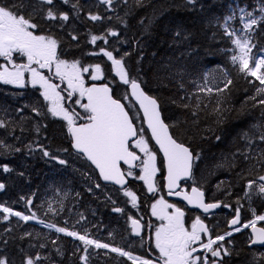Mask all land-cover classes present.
I'll return each instance as SVG.
<instances>
[{
	"label": "trees",
	"instance_id": "1",
	"mask_svg": "<svg viewBox=\"0 0 264 264\" xmlns=\"http://www.w3.org/2000/svg\"><path fill=\"white\" fill-rule=\"evenodd\" d=\"M19 3L20 0H0L2 5ZM24 3L29 5L22 9L25 15L32 11L31 6L38 9L34 22L39 28L34 31L58 40L61 59L78 60L81 68L100 65L104 78L101 84L110 88L112 97L125 106L133 124L140 128L141 118L129 100L126 85L112 75L110 62L101 49L111 51L117 59L123 57L129 77L135 78L146 94L157 98L163 120L174 125L170 132L194 155L199 153L193 167L195 182L190 179V184L199 187L207 199H221L238 206L245 197L247 181L256 179L261 183L257 177L264 175V168L257 166L249 174V166L255 161H245L237 150L247 148V142L241 138L245 131L258 135L254 125H261L260 130L264 131V105L259 103L264 94L257 95V88L264 85L241 73L238 64L233 65L234 46L225 35L224 18L234 15L228 23H236L239 9L244 8L259 19L264 0H196L194 5L187 0H139V3L114 0L111 6L100 0H69L67 4L53 0V5L41 4L39 0H24ZM50 7L57 14L67 13L69 19H46ZM89 14L100 15L101 19L92 21ZM109 30L117 35H108ZM92 35L105 39L93 44ZM250 35L255 45L252 54L264 55V21L254 26ZM73 36L77 39L73 40ZM215 73L220 77L212 81ZM227 79L232 84L222 93L217 92ZM201 88L213 91H200ZM33 108L42 115L37 116ZM76 113L86 115L81 109ZM0 121L5 124L0 128V184L4 185L0 189V205L25 215L35 212L38 218L25 222L10 215L4 220L5 214L0 212V258L7 264H24L27 257L35 258L39 254L41 259L36 264H80L85 246L55 229L49 230L44 226L48 223L79 234L87 229V234H91L90 225L98 218L100 231L104 227L105 233L95 237L112 247L117 244L112 241L116 233L111 232V227L128 236V214L113 208L123 212L136 206L119 194L105 193L106 197L98 199L95 189L99 182L94 171L73 152L66 124L48 113L47 102L39 90L0 85ZM217 136L221 139L217 140ZM252 147L264 148V143L254 139ZM45 150L58 159L45 157ZM233 153H237L235 158ZM59 159L67 163L62 165ZM234 159L236 166L229 168ZM159 165L158 186L163 175L160 161ZM4 166L10 171L5 172ZM129 185L143 210V204L149 203L144 184L134 180ZM28 199L32 200L31 205ZM249 201L258 202V213L264 215L262 197L255 196ZM49 205L54 212L48 211ZM25 233L31 235L24 236ZM41 244L45 246L41 248ZM111 256L101 255L100 264H130L115 262ZM232 256L233 264H256L237 241Z\"/></svg>",
	"mask_w": 264,
	"mask_h": 264
},
{
	"label": "snow or ice",
	"instance_id": "2",
	"mask_svg": "<svg viewBox=\"0 0 264 264\" xmlns=\"http://www.w3.org/2000/svg\"><path fill=\"white\" fill-rule=\"evenodd\" d=\"M41 4L53 5V0H39ZM65 4L69 3V0H63ZM114 0H100V3L111 6ZM139 3V0H137ZM189 4H195L196 0H187ZM29 7L24 3V0H20L19 4L2 5L0 4V57H3L7 64H0V82L4 84H13L23 87L25 84V73L30 74V82L33 85H39L42 89L40 95L47 103V111L54 118H60L66 122V129L68 135L71 137V147L76 150L82 158L90 161L96 169L99 170L100 177L105 181H112L119 185H124V173L121 171L120 162L132 166L134 161L141 160L134 151H130V138L137 136V130L133 125L132 119L129 117V113L125 111V106L120 103L119 100L113 99L110 94V89L107 85L85 87L81 78V71L88 72V68L79 66L78 60L69 62L61 59L58 54V40L50 35H38L34 30L39 28V25L34 22V16L37 14L38 9L35 6L32 7V11L25 15L22 9ZM77 5H73L75 9ZM259 11L261 17L258 19L254 16L253 12L245 11L244 8H240L241 13L240 20L243 23V31L240 35L236 31L228 30V22L233 20L234 15H228L224 18V30L231 43L235 46V54L231 56L233 65H239V71L244 73L245 76L254 77L264 85V57L254 58L252 55V49L255 45L251 43L252 36L250 35L254 31V26H257L261 21H264V3H262ZM45 18L48 20H62L67 21L69 16L67 13L57 14L53 8H49L46 12ZM88 19L92 21H98L101 19L100 15L89 14ZM180 33L178 32L177 35ZM108 35L115 36V31L109 30ZM73 40L77 39L76 36L72 37ZM103 36H91V43L95 44L97 40H103ZM107 42V41H105ZM104 56L111 61L113 70L120 80L129 85L131 88V97L136 100L140 106V110L143 111L144 122L147 123L148 129L151 130L152 138L156 144L159 145L160 151L163 153L165 167L167 169V187L169 189V195L180 196L181 192L173 191L178 188V181L181 179H192L195 182L193 175V167L196 160L200 158L199 153L194 155L193 151L184 143L179 142L174 135L170 132V128L174 125H169L161 117V108L157 98L146 94L142 89L141 84L137 82L135 78H130L128 72L125 69L123 63V57L117 59L113 56L111 51L101 49ZM19 54L26 57L27 63H15L14 54ZM125 56L128 53L124 54ZM39 69L47 68L50 72L55 67V76L59 77L61 81H66L68 88L67 95L71 98L75 93H79L81 97H87V103L81 104L86 115H81L74 111H69L65 108L62 101L65 99L61 96L60 91L57 89L59 85L54 84L50 79L42 74ZM11 65V68L8 67ZM92 80L100 79V65L94 66ZM232 84L231 79H227L223 88H217V92H223ZM200 91H207L211 93L212 88H201ZM264 94V87L257 88V95ZM128 97L126 96L125 99ZM251 99H255L252 97ZM174 102V101H173ZM77 104H80V100H76ZM261 105H264V99L259 101ZM199 106V105H197ZM187 107V105H184ZM33 111L37 116L42 113L33 108ZM195 115V112H193ZM77 119L84 120V123L77 124ZM5 127V124L0 121V128ZM258 135H252L248 131H245L242 135V139L247 142V148L244 151L237 150L239 155L243 156L245 161H255L249 166V174L252 169L259 166L264 168V148L253 149L254 139H258L261 143H264V131H261V125H254ZM39 132V127L36 128ZM141 129L140 138L135 140L131 145L140 150L144 154V159L141 161V174L138 179L144 181L147 185L148 191L154 193L156 191L154 177L159 171L157 168V155L150 150L148 142L142 135ZM217 140L221 137L217 136ZM2 143V142H0ZM16 151H20L16 149ZM255 152L253 155L252 153ZM233 153V157L237 155ZM45 157H50L51 154L48 151H43ZM52 159H58L55 156H51ZM58 162L62 165L67 162L63 159H59ZM223 167V165H220ZM236 166L235 159L229 165V168ZM4 171L8 172L10 169L4 166ZM128 175H133L131 171ZM239 175V174H238ZM259 181L264 182V175L257 177ZM96 187H100L99 184ZM219 187V185H218ZM4 185L0 184V189H3ZM255 189V192H253ZM258 194L264 198V183H257L256 179L248 180L246 184L245 197L249 200L252 199V195ZM124 195L129 197L133 206L136 205L137 197L130 191L125 190ZM205 193L200 190L199 187H193L191 194L184 193L183 199L188 204L203 209L207 213L210 209L220 207L219 203H205ZM24 199V197H21ZM27 203L32 204V200L28 199ZM239 203V201H237ZM228 207L229 205H223ZM167 209H172V212H168ZM48 211L54 212L55 210L49 205ZM114 211H121L116 208ZM0 212L5 215L4 220L8 217L16 216L22 221L36 220L38 219L35 212L31 215H25L21 212H14L9 207L0 205ZM237 216L230 223L236 225L239 221L240 209H236ZM253 214L255 212L253 210ZM152 215L156 216L162 221L159 227L155 230V248L159 251L158 262L159 264H197L199 257H194L193 253L197 249L192 245L201 240V233L207 234L209 229L204 225L199 216L196 217L192 224L191 231H188L184 227L183 217L184 212L173 204L167 203L163 198L157 200L152 204ZM83 219V217H81ZM132 231L136 235L140 234L141 224L139 220L132 219ZM257 221H264V215H256L255 219L245 224L244 227H251L253 230L254 238L251 240L252 244L260 243L264 245V228H256ZM44 224L43 220L38 221ZM45 227L55 229L57 233L65 234L69 237L80 240L84 247V251L88 252L89 246H94L95 249H107L112 253H117L119 256L127 257L132 261V264H153L152 260L143 259L141 257H134L130 252L123 250L120 247H112L107 243H101L98 240H94L88 237L87 230L84 234H79L76 231H70L65 227H58L56 224L48 223L44 224ZM235 231H240V228H235ZM232 233H226L231 235ZM31 233H25L24 236H30ZM22 239L24 237H21ZM225 237L223 235L216 236L215 239H209L207 243H202L201 247L206 252H211L213 257L220 256L219 248H213V245L218 241H223ZM45 245L41 244L43 248ZM220 247H223L220 245ZM226 255L228 253H225ZM264 257V254H262ZM39 254L35 257H27L24 264H36V261L40 260ZM81 260L87 261V256H82ZM0 264H7L4 258H0ZM202 264H209L207 258H205ZM214 264V262H213Z\"/></svg>",
	"mask_w": 264,
	"mask_h": 264
},
{
	"label": "flooded vegetation",
	"instance_id": "3",
	"mask_svg": "<svg viewBox=\"0 0 264 264\" xmlns=\"http://www.w3.org/2000/svg\"><path fill=\"white\" fill-rule=\"evenodd\" d=\"M52 73L53 72L51 70V72L48 71L46 75L49 78H52L53 77ZM91 84H93V82L88 81L87 87H89ZM84 122H85L84 120L77 119V124L84 123ZM142 125L140 128H137L135 126L137 130V138L135 140L140 138L141 129H142L143 130L142 135L144 139L148 142L150 150L156 153L157 150L154 149L155 147L152 145L150 139L148 138V134H146L147 132H145L146 130L143 129L144 127H142ZM135 140L130 142L129 150L134 151L139 156V152L137 151V149L131 146L135 142ZM156 155H157V168L159 169L158 174L155 178L156 191L152 193V192L147 191L146 187H144L145 195L147 197L146 201H149V203H147L146 205L143 204V207L145 208L142 210L141 208L142 205H140V202L137 199L136 205H135L136 208L127 209V210H124L123 212L122 210L119 211L120 213H123V215L128 214V216L131 217L132 219H136L140 221L141 236L136 237L135 234L133 233L131 220L129 221L128 232L126 231L128 236H125L124 235L125 232H123L122 230L118 231L115 229V227H111L110 229L111 232L113 230L116 233V236L113 235L111 237L113 238L112 239L113 243L117 244V246L116 245L115 246L120 247L123 250L130 252L134 257L138 256L143 259H149L153 261V264H159L158 262L159 251L155 248V230L157 227L160 226L162 221L152 216L151 206L153 202H155L157 199L159 200L163 198L167 203L175 205L176 207L180 208L184 212L183 222H184V227L186 230L191 231L192 224L195 221L197 216L201 218V221L209 229V232L207 233V235H205L204 233H201L200 234L201 240L197 241L196 243L192 245L193 248L198 250V252L193 253L194 257H199V259L197 260V264H202V261L205 258H207V260L209 261V264H213V262L214 264H233V261L231 260V258L233 257L232 255H233L236 241L240 249L244 250V252L247 255L252 257L251 258L252 261H254L256 264H264V257H262V254H264V245L258 246V245L252 244L251 240L254 238L253 230L251 227H247V228L244 227L245 224H248L249 222L254 220L256 215H260L258 213V211L260 210L258 208L259 205H257L258 202H255V205H254L253 202H250L246 197L243 196L244 198L242 197V204L235 206L234 203L232 205L229 203L226 204L221 199L209 200L205 196L204 197L205 203H219L221 206L215 212L203 215L196 210L188 209L186 205L181 202H177L175 200H168L166 198V192L164 191V186H163V175H164L163 162H162V159L159 157L158 152L156 153ZM159 161L161 163L162 172H163V175L161 178L162 182L160 186H158L159 183L157 181V177L161 176ZM139 162L140 160L137 161L135 170H128L124 168L123 166H121V170L124 173V176L128 180L127 187L122 190H118L112 186L103 185L99 181L96 172L90 167L94 171L96 179L99 182L98 184L100 185V187H97L95 189L96 193L98 194V199L101 200L102 197H106L104 196V194L106 193L107 195H114V196L119 194L125 199L130 200L129 197L124 195V191L130 190L134 193L135 191L133 190V187L129 185L130 182L134 180L141 181L140 179H138V176H137V168L139 166ZM129 171H131L133 175H128ZM193 187L194 186L190 184V180L188 182H182L180 184L179 192L189 193ZM260 197L261 196H259V198ZM108 198L110 199L109 196ZM225 204L229 206L224 207L223 205ZM263 204H264V201H263ZM237 208L240 209L239 221L232 229H229V225L231 224L230 222L233 219H235L237 216V213H236ZM167 210L168 212H172V209H167ZM253 210L255 212V215L253 214ZM100 225L101 223L98 218L93 223H91L90 225L91 227L89 228V230L91 231V234H88L89 238L97 240L95 236L99 238L101 233H105L104 227H102V232L100 231V228H99ZM255 227L264 228V221H257ZM235 228H240V231L238 232L235 231ZM85 230L87 229H84L82 234L85 233ZM229 232H231L232 234L230 236L226 235V233H229ZM219 235H223L225 239L223 241H218L217 244L213 245V248H219L220 256L213 257L211 255V252H206L204 249H200L201 251L199 250L200 248L199 246L202 243H207L210 238L215 239L216 236H219ZM99 242L102 243V241H99ZM220 245H222L223 247H220ZM225 253H228V254L226 255ZM106 254L112 255L111 257L114 258L115 262H118L119 260H121V261H125V262L132 264V261L129 260L127 257L119 256L117 253H112L109 250H97L91 246H89L88 252H85L83 249L81 253V257L87 256L88 260L87 261L80 260V264H100V258H101L100 256L106 255ZM201 254L204 255L203 258L201 257Z\"/></svg>",
	"mask_w": 264,
	"mask_h": 264
},
{
	"label": "rangeland",
	"instance_id": "4",
	"mask_svg": "<svg viewBox=\"0 0 264 264\" xmlns=\"http://www.w3.org/2000/svg\"><path fill=\"white\" fill-rule=\"evenodd\" d=\"M240 16H241V13L238 15V22H236V23H232V22H230V23H228V30L229 31H236V33L238 34V35H240L241 33H242V31H243V23L241 22V20H240ZM234 46V45H233ZM234 49H233V52H232V55L233 54H235V52H236V50H235V46L233 47ZM99 56H101V54H98ZM253 55V54H252ZM253 57L254 58H261V57H264V55H262L261 53H257L256 55H253ZM0 58H2V63H0V64H7V62L4 60V58L3 57H0ZM106 59H108L107 57H106ZM109 62H110V66H111V72H112V75L115 77V78H117V80L119 81V83H121V84H124L121 80H120V78H119V76H117L116 75V73H115V71L113 70V66H112V63H111V61L110 60H108ZM14 62L15 63H18V64H21V63H27V59H26V57H23V56H21V55H19L18 53L17 54H14ZM8 67L9 68H11V65H8ZM33 67H37L38 68V66L37 65H33ZM81 69H83V68H81ZM89 69V71L88 72H83V71H81V78H82V80H83V82H84V86L87 88V82L88 81H90V82H96V83H98V82H102L103 81V72H102V70L100 69V79H98V80H92L91 79V75L93 74V69H94V67H92V68H88ZM38 70L42 73V74H44L45 76H47L46 75V73L49 71L47 68H45V69H39L38 68ZM52 75H53V77L52 78H49L48 76V78L50 79V81L52 82V83H54V84H57V85H59V88L57 89L58 91H60V94H61V96H63L65 99L62 101V103L64 104V106H65V108H67L69 111H77L78 109H81V110H83V112H84V109L81 107V104H86L84 101H83V97H81L80 95H79V93L77 92V93H75L71 98H68V95H67V93H68V91H70V89L68 88V85H67V82L66 81H61L60 80V78L59 77H56L55 76V67L53 66V68H52ZM216 74V73H215ZM217 77H220L218 74H216V76H212L211 77V79H212V81H214ZM0 85H2V86H6V87H11V88H14V89H24V88H26V87H30V88H34V89H37V90H39V92L41 93V91H42V89L40 88V86L37 84V85H33L31 82H30V74L29 73H25V84H24V86L23 87H20V86H17V85H13V84H4L3 82H0ZM124 85H126V84H124ZM127 86V85H126ZM42 97V96H41ZM43 98V97H42ZM44 100V99H43ZM76 100H80V104H77L76 103ZM45 101V100H44ZM48 103V102H47ZM58 119H60V118H58ZM60 120H62V119H60ZM63 121V120H62ZM65 124H66V122L65 121H63ZM137 149V148H136ZM137 151L139 152V156L141 157V160H140V162H139V166H138V168H137V176L139 177V175L141 174V161L145 158L144 157V154L142 153V152H140V150L139 149H137ZM157 174H158V172L156 173V176H157ZM156 176L154 177V181H155V178H156ZM133 177V176H132ZM142 181V180H141ZM142 183L144 184V186L146 187V189H147V191H148V188H147V185L144 183V181H142ZM261 183H264V182H262L261 181ZM245 190H246V188H245ZM245 192V191H244ZM253 192H255V189H253ZM254 196H258V198H259V196L260 195H258V194H254V195H252V197H254ZM247 198V197H246ZM248 199V198H247ZM158 200V199H157ZM156 200V201H157ZM249 200V199H248ZM155 201V202H156ZM155 202H153V203H155ZM255 203V202H254ZM257 205H259V203H257ZM168 211V210H167ZM151 213H152V206H151ZM153 216V215H152ZM153 217H155L156 219H158L156 216H153ZM18 218V217H17ZM19 219V218H18ZM20 220V219H19ZM159 220V219H158ZM22 221V220H21ZM161 221V220H160ZM49 229V228H48ZM49 230H52V229H49ZM70 238H73V237H70ZM73 239H75V238H73ZM77 241H79V242H81L80 240H78V239H76ZM91 247H93L94 248V246H91ZM200 248H199V250L200 249H203L202 247H201V245L199 246ZM97 250H107V249H97ZM201 251V250H200ZM196 252H198V250L196 251ZM203 256L204 255H202L201 254V257L203 258ZM203 262V261H202Z\"/></svg>",
	"mask_w": 264,
	"mask_h": 264
},
{
	"label": "water",
	"instance_id": "5",
	"mask_svg": "<svg viewBox=\"0 0 264 264\" xmlns=\"http://www.w3.org/2000/svg\"><path fill=\"white\" fill-rule=\"evenodd\" d=\"M93 85H95V86H97V87L102 86V84H92V85H90L89 87H92ZM109 89H110V88H109ZM126 89H127V93H128L129 100L132 102V104H133V105L135 106V108L137 109L138 114H139V116H140V118H141V121H142L143 127H144V129L146 130V132H147V134H148V137H149V139H150L152 145L155 147V149L157 150V152H158L160 158L162 159V162H163V172H164V175H163V186H164V191L166 192V198H167L168 200H175V201H177V202H181V203L185 204L186 207H187L188 209H190V210H196V211H198L199 213H201V214H203V215H206V214H209V213L215 212L219 207L214 208V209H210L207 213H205V212L203 211V209L198 208V207H194L193 205L188 204V202H187L186 200L183 199V194L186 193V192H181V195H180V196H177V195H174V194H173V195H169V189H168V187H167V180L165 179V177L167 176V169H166V167H165V162H164V156H163V153L160 151V149H159V145H157L156 142H155V140L152 138L151 130L148 129L147 123L144 122V119H143V111L140 110V106H139V104L136 102V100H135L134 98L131 97V88H130V86L127 85V86H126ZM110 94H111V91H110ZM113 99H114V98H113ZM83 101H84L85 103L88 102L86 96L83 97ZM120 103H121V102H120ZM121 104H122V103H121ZM125 111L127 112L126 109H125ZM129 117H130V115H129ZM161 117H162V115H161ZM130 118H131V117H130ZM162 119H163V118H162ZM133 125H134V124H133ZM134 127H135V125H134ZM68 136H69V135H68ZM136 138H137V136H136V137H132V138H130V142L133 141V140H135ZM69 139H70V143H71V137H70V136H69ZM71 148H72V147H71ZM72 150H73V152H74L75 154L80 155V154H78V153L76 152L75 149L72 148ZM80 156H81V155H80ZM83 159H84V158H83ZM84 160H85V162H86V163H87V164H88V165H89V166H90V167L96 172L99 181H100L103 185L112 186V187H114V188H116V189H118V190H122V189H124V188L127 187V185H128V180H127V178H126L125 176H124V180H125L124 185H119V184H116V183H114V182H112V181H105V180H103V179L100 177V175H99V170L96 169L95 166L92 165L90 161H87L86 159H84ZM137 161H138V160H137ZM137 161H134L133 164H132V166L127 165V164H124V163L121 161V162H120V167L123 166L124 168H126V169H128V170H135V168H136V164H137ZM121 171H122V170H121ZM189 180H190V179H181L180 181H178V185H179V187L176 188V189H174L173 191H179V189H180V184H181L182 182H188ZM188 194H191V190H190V192H189ZM204 200H205V199H204ZM234 226H235V225H231V224H230V225H229V229H232ZM134 234H135V233H134ZM204 234H205V233H204ZM205 235H207V234H205ZM135 236H136V237L141 236V230H140V234H139V235H136V234H135ZM255 245L261 246L260 243H256Z\"/></svg>",
	"mask_w": 264,
	"mask_h": 264
},
{
	"label": "bare ground",
	"instance_id": "6",
	"mask_svg": "<svg viewBox=\"0 0 264 264\" xmlns=\"http://www.w3.org/2000/svg\"><path fill=\"white\" fill-rule=\"evenodd\" d=\"M101 53V52H100ZM142 127H143V125H142ZM144 129V128H143ZM146 132V131H145ZM147 134V133H146ZM149 138V137H148ZM155 149V148H154ZM157 153V152H156ZM160 157V156H159ZM134 235V234H133Z\"/></svg>",
	"mask_w": 264,
	"mask_h": 264
}]
</instances>
